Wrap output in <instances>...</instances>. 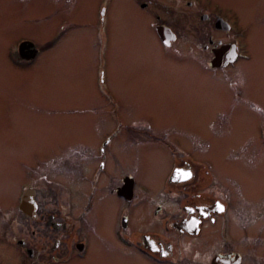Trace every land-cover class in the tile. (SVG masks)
<instances>
[{"label":"rangeland","instance_id":"1","mask_svg":"<svg viewBox=\"0 0 264 264\" xmlns=\"http://www.w3.org/2000/svg\"><path fill=\"white\" fill-rule=\"evenodd\" d=\"M199 1L227 20L235 13L244 35L240 44L250 57L222 70L214 76L216 82L206 67L163 50L153 33L155 26L165 25L179 34L174 51L207 57L201 50L208 35L215 42L224 37L207 30L209 24L196 17L195 8L157 0L143 15L138 0H0V199L5 209L25 177L23 165L38 155L55 159L78 139L101 138L109 124V103L103 100L108 97L110 108L128 118L153 117L151 122L160 124L170 137L187 134V149L184 154L179 151V158H189L200 168L202 195L228 200L230 233L233 224L246 225V215L254 222V233H264V198L251 201L245 192L264 194V167L262 176H256L252 167L246 169L254 156L257 163L264 161V148L254 154L264 140L260 136L264 121L247 111L253 106L237 99L234 91L217 85L232 79L246 86L244 99L259 101L264 96V0ZM21 38L46 48L35 63L19 68L10 58ZM73 109L89 111L84 121H90L92 138L81 130L75 134V120L68 116ZM161 149L151 148L141 171L140 179L152 187L168 165V155ZM218 157L220 169H225L215 181ZM235 163H242L243 169ZM136 164L120 172L134 170ZM208 171L211 176H204ZM230 180L237 184L232 181L230 186ZM165 191L162 198H171L168 206L177 211L183 201L178 193ZM185 255L187 264H204V250Z\"/></svg>","mask_w":264,"mask_h":264},{"label":"flooded vegetation","instance_id":"2","mask_svg":"<svg viewBox=\"0 0 264 264\" xmlns=\"http://www.w3.org/2000/svg\"><path fill=\"white\" fill-rule=\"evenodd\" d=\"M138 1V10L145 15L149 13L151 1L157 0ZM166 3H180L189 10H200H195L196 17L209 24L207 30L224 38L215 42L213 36L208 35L207 44L201 50L208 56L199 52L189 55L186 50L174 51L179 41L178 32L160 24L155 26L153 33L163 50L184 59L191 58L206 67L215 82L218 78L214 76L222 70L232 68L243 59L249 61L250 57L239 41L244 35L235 13L227 20L206 3L200 4L199 0H166ZM154 17L159 20L157 14ZM158 27L167 29L172 35L167 43L159 36ZM24 42L32 43L21 38L12 51L10 60L15 67L35 63L46 48L45 44L39 48L32 43L33 46L27 45V48L34 52L33 55L20 54L19 47ZM216 61L223 65H213ZM227 80V85L221 82L217 85L222 90L224 87L234 91L237 99L253 106L247 111L262 116L264 121V96L259 101L246 100L244 83ZM105 95L108 96L107 91ZM103 100L109 103L106 110L109 124L105 125L99 140L85 142L78 139L55 159L38 155V160L24 162L25 177L15 190L8 209L0 199V264H141L142 261L145 264H169L168 261L187 264L185 253L203 250L204 264H213L214 260L216 264H264V233H254V222L250 223L249 215L245 217L244 227L233 224L230 233L228 200L221 196L208 197L205 192L202 195L200 168L189 158H179V151L181 154L186 152L187 134L170 137L167 130L162 131L165 128L160 124L157 127L153 120L151 122L153 117L128 118L123 111L110 108L108 97ZM88 113L87 109L82 112L73 109L68 116L75 120L76 135L81 130L90 133L89 138H92L93 132L88 128L90 121H84ZM260 136L264 139V124ZM261 143L254 154L259 155L258 149L264 148V140ZM152 147L162 148L168 155V165L159 175L156 187L140 179ZM68 152L71 159L59 158ZM159 156L163 160V155ZM256 159L254 156L251 163L246 162V169L249 171L252 167L256 176H262L263 158L261 164ZM133 161L138 162L134 170L120 172ZM215 163L218 172L213 178L218 181L225 168L219 167L220 157ZM240 164L235 163L243 169ZM204 176L211 174L208 171ZM61 177L65 179L61 180ZM232 181L237 184L236 180H230V186ZM172 186H176L174 190ZM165 189L178 193V200L183 201L175 212L168 206L172 199L162 198ZM245 192L251 201L255 197L264 198V194Z\"/></svg>","mask_w":264,"mask_h":264},{"label":"water","instance_id":"3","mask_svg":"<svg viewBox=\"0 0 264 264\" xmlns=\"http://www.w3.org/2000/svg\"><path fill=\"white\" fill-rule=\"evenodd\" d=\"M221 22V21H220ZM158 29V32H159V36L161 37V39L165 42V43H167V41H168V39H170V38H172V35L170 34V33H168V31H166L167 29H165V28H163V27H158L157 28ZM27 45H32L33 46V44L32 43H29V42H24V43H22V44H20V47H19V51H20V54H22L23 52L24 53H29L28 55H33L34 54V52H32L31 50L29 51L28 50V48H27ZM23 56V55H22ZM26 57H29V56H26ZM30 59L32 58V56L31 57H29ZM234 59H235V56H234V58H232L231 59V61H234ZM217 60L219 61V62H221L222 61V59H220V58H217ZM218 61H216L213 65H216V66H218V65H223V64H220ZM215 66V67H216ZM213 264H216L215 263V260L213 261Z\"/></svg>","mask_w":264,"mask_h":264}]
</instances>
